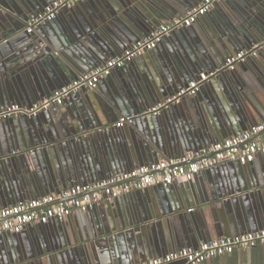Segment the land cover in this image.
I'll list each match as a JSON object with an SVG mask.
<instances>
[{
	"label": "water",
	"instance_id": "95a60500",
	"mask_svg": "<svg viewBox=\"0 0 264 264\" xmlns=\"http://www.w3.org/2000/svg\"><path fill=\"white\" fill-rule=\"evenodd\" d=\"M54 1L7 0L6 4L5 0H0V109L12 105L31 106L49 98L78 75L119 57L131 40L148 37L162 22L185 16L200 2L95 0L92 9L83 11L76 6L84 2L81 0L74 8L61 10L55 20L36 26L28 33L29 21ZM222 2L232 6L231 0ZM142 4L150 8L148 14H142ZM232 7L231 14H223L217 23L205 26L200 33L185 28L162 40L159 46L165 45L167 52L161 85L155 86L143 74L138 78L114 79L111 92L106 96L98 86L93 91L92 103L86 90L69 96L84 95L96 126L88 125L90 119L84 116L88 110L65 108V112H61L56 106L36 117L1 122L0 126L11 127L13 137L10 144L0 139V210L75 186H91L134 168L156 164L163 158L179 160L189 153L198 154L202 149L264 124V0H239ZM126 15L134 16L138 24L119 31L116 22ZM57 26L61 32L59 42L54 32ZM254 46H257L255 56L246 58L239 68L218 73L221 91L211 83L213 77L203 85L200 91H209L206 103L193 100L195 104L188 112L173 117H163L162 113L157 117L144 114L162 102L167 93L176 94L202 72L210 73L209 69L224 66L229 57ZM119 115L135 117L128 133L112 128ZM136 120L143 122L136 123ZM99 129L105 139L100 138L102 135L95 138ZM64 153L67 157L70 154L73 160L63 157ZM231 165L232 172L236 170L239 180L245 181L243 188L228 180L209 185L210 200L203 202L195 177L192 182L177 185V192L171 186H160L164 193L158 201L148 196L147 189L135 191L130 197L138 204L133 202L126 210L119 205L127 195L111 202L105 200L84 213L88 219L92 217L87 213L96 214L88 237L109 236L115 230L130 227L140 233L144 221L137 215V208H155L159 212L158 204L164 203L162 200L168 199L166 194L171 191L176 210L164 212L162 217L167 218L174 232L147 234L145 250L137 254L138 257L148 252L157 254V258L164 257L170 251L195 249L200 243L221 237L264 230V167L256 170L251 163ZM211 204H217L224 212L222 221L205 218L203 209ZM191 208H196L201 218L187 214L185 209ZM125 211L130 215H127L130 222L127 228ZM74 235L73 248L67 252L71 254L73 250L75 260L59 249L50 236L38 241L43 251L41 255L57 256V264H108L97 258L93 250L90 254L83 252V236ZM9 256V260L17 264H37L33 261L35 256L17 252Z\"/></svg>",
	"mask_w": 264,
	"mask_h": 264
},
{
	"label": "built area",
	"instance_id": "2783aa9c",
	"mask_svg": "<svg viewBox=\"0 0 264 264\" xmlns=\"http://www.w3.org/2000/svg\"><path fill=\"white\" fill-rule=\"evenodd\" d=\"M80 0H56L47 6L43 12L29 21L26 31L48 23L58 16L61 10L71 7ZM224 0H202L185 16L177 17L170 22L162 23L148 37L131 45L119 57L108 60L96 69L78 75L68 86L56 90L49 98L31 106L12 105L0 109V123L20 117H36L51 107H60L66 98L80 93L82 90L95 91L101 79L108 77L114 70L123 68L126 64L154 51L165 37L180 29L190 28L200 17L210 13L213 6ZM257 46L241 51L229 57L223 68L232 71L248 57L255 56ZM215 72L201 73L196 80L191 81L186 88L167 97L161 103L151 107L144 114L159 116L171 106L179 105L183 99L196 96L203 85ZM135 118L122 116L115 123L116 128L132 125ZM264 156V124L251 127L238 136L230 137L202 149L198 154H186L179 160H161L156 164L139 167L128 173H122L103 182L91 186H75L59 194H50L43 198L26 201L21 204L0 210V238L4 235L19 234L27 226L45 225L50 220H63L74 211L82 213L100 206L105 200L112 201L122 195L161 185L169 187L177 182H192L204 169L216 167L224 163H239L247 165L256 157ZM200 160L197 161L196 159ZM101 190V191H99ZM264 245V230L246 233L237 237L219 238L214 241L200 243L195 249L184 248L164 257L142 264H204L222 256H228L236 251L253 249Z\"/></svg>",
	"mask_w": 264,
	"mask_h": 264
},
{
	"label": "crops",
	"instance_id": "0c3cea01",
	"mask_svg": "<svg viewBox=\"0 0 264 264\" xmlns=\"http://www.w3.org/2000/svg\"><path fill=\"white\" fill-rule=\"evenodd\" d=\"M94 1L95 0H84L83 3L78 4L76 6L79 10L85 11L91 8V5L93 4ZM201 1L202 0H200L199 4L201 3ZM238 1L239 0H231L232 2L231 5L232 6L235 5ZM5 3L7 4V0H5ZM49 5L50 4H48L47 6ZM73 6H75V4ZM73 6L68 7V9L74 8ZM142 6H143L142 14H145V12L146 14H148L150 8L147 6V4H142ZM231 7H229L228 4L225 2L216 3V5H214L211 10L213 13L211 15L202 17V19H198L190 27V29L192 28L194 31H196V33H200V30L204 29L205 26L207 25L213 26L215 23H217L223 14H227V15L231 14L232 13ZM136 20L138 21V19ZM167 22H170V21H164L162 23H167ZM134 24L135 25L138 24L135 21V17L132 15H126V16H122V18H118L116 22V27L120 31L122 30V27L124 29H127L130 26H133L134 28L135 26ZM54 32L56 35V40H58V42L61 41V32L59 31L58 26H57V29H54ZM139 40L141 39L131 40V43L128 44L127 49L130 48L132 44H134L135 42ZM166 52L167 50H166L165 45H160V46L158 45L156 50L148 52L144 54L143 56L126 64L124 66V69L114 70L111 73L113 76L112 79L109 77H106L100 80L99 82L100 92H102L104 96L109 95L111 92V87L114 84V79L117 80V78L118 79L124 78V77L127 78L128 76L131 78L133 77L138 78V75L143 76V74H145L146 77L155 86L161 85L159 84L160 83L159 81L162 79L161 75L163 73V66H164V59H165ZM222 68L223 66L221 67L219 66V67L211 68L208 70L209 72L216 73L211 83L213 84L214 88L219 91H221V84L218 81L217 75L221 70H223ZM236 68H239V64L236 66ZM202 73H205V72H202ZM69 84H66L65 86H68ZM202 92L203 90L200 91L198 95L194 97V99L192 98L183 99L179 105L171 106L170 108L164 110L162 112L163 117H166V116L173 117V116H178V115L184 114L185 112H188L191 109L190 107L191 106L193 107L195 104L193 100H196V102L199 104L206 103V98L208 97L209 91L208 89H206V91H204L203 93ZM92 94L93 92H90V91H87V94H86L90 97L89 98L90 103H92V101L94 100L92 97ZM169 96L171 95L167 93L163 100H165ZM22 106H27V105H22ZM57 108H59L61 112H65L64 111L65 108L69 110H73V109L78 110L79 108H82V110H88L89 113L86 115L84 114L86 118L90 119L89 120L90 122L88 123V125H90V127L91 125L93 126L98 125L96 119L93 117L92 113H90L89 111L90 109L88 108V105L86 104L84 95L82 97L72 96V97L66 98L63 102V105ZM78 113L80 114V112ZM122 116L123 115H119L117 117L119 119ZM126 116L135 118L132 115H126ZM101 122L102 124H104V121H102V119H101ZM137 122H143V120H136V123ZM129 126L131 125H124L121 128H116L114 124L112 128L120 132H124L123 130H125V132L128 133L129 132L128 128H130ZM83 127L86 128V126L84 125ZM96 132L98 134L96 135L97 137L95 138L98 139L99 138L98 135H102V133H100V129L97 130ZM12 137L13 136L11 134L10 126L8 128H6V125L0 126L1 141L7 140L6 142L10 144V142L12 141ZM100 138L105 139V136L102 135ZM66 155L67 154L64 153L63 157H65ZM66 158L68 160L69 158L73 160L70 154L68 155V157L66 156ZM161 160H164V158ZM231 164L232 163H224L214 168L204 169L196 176L195 184L197 188L202 191L201 195H202L203 202H208L210 200L211 188L209 187V185L220 184V183H223L224 180H228L233 185L235 183L238 184L237 186L239 189L243 188L242 183H245V181L242 179L239 180L240 176L238 175L240 174L237 175L236 170H233L234 173L232 172L233 165ZM251 164L255 165L254 168L256 170H259L260 168H262V166L264 167V156L256 157V159ZM133 170H135V168ZM179 184L182 185V182H177L171 185L172 189H174L173 191L177 190V185ZM160 186L161 185H154L152 187L147 188L148 196L149 197L153 196L156 198V200L157 199L161 200L162 198L161 194L164 193L163 192L164 189L161 188ZM173 191H171L169 194H166L168 196L167 197L168 199L162 200L164 201V203L160 201V204H158L160 206L158 210L159 212H156L155 208L154 210H146V209L142 210L141 208H137V215L140 218H142V220L144 221L143 228L139 229L141 230L140 233L135 232L137 228L130 227V222L127 218V215H129V213L128 211H125L124 215H125V218H127L125 228L130 227L129 229L115 230V232L114 233L112 232L111 235L109 236H104V237L95 236V238L94 237L89 238L88 237L89 231H92L91 226L94 223L93 220L95 219L96 214L87 213L88 215L90 214L89 217H92L88 219L86 217L87 215H84V213L79 212V211H74L71 216L65 218L62 221L54 219V220H50L45 225L27 226L19 234L4 235L2 238H0V264H17V263L11 262L8 258L9 253L11 252L13 253L17 252L18 254L20 253L22 255L28 254V256L30 257L35 256L34 257L35 259L33 261H35V263L37 264H57V259H56L57 256L54 258L53 255H50V256L41 255L43 251L40 248L38 241L43 238L45 240L48 236H50L52 239L56 241V244L58 245L59 249L63 251L65 250L64 252L67 253V255L70 258L75 260L74 251L72 250V253H71L72 255H71L67 252V250L73 248V246L71 245L72 243L71 241L75 237L74 234L76 233L80 236H83L84 238L82 242L83 248H84L83 252L85 253L88 252V254H90L89 251L93 250V254L97 256V258H101L105 263H108V264H142V263H147L152 260H156L158 259L157 258L158 255L155 253L148 252V254L145 253L140 257H138L137 254L139 255L141 252H143V249L145 250V242H146L145 238H147V234L154 233V232L156 233L165 232L166 234L167 233L171 234L174 232V227L170 225L167 218L162 217V215H164V212H166L167 214V212L169 211L171 212L173 210H176V207H175L176 204L175 202H173V197H172ZM130 194L133 195L135 193L133 192L129 193V197H128V194H126L127 197H122V199L120 200L121 204L119 206L120 208L122 206L123 210H126V208H129L134 203L138 204V201L136 199L134 201L131 200L132 197H130L131 196ZM34 200H37V199H34ZM168 202H170V204H168ZM161 210H163V214H161ZM185 210L187 214H192L195 216V218H199V216L201 218V214L197 212L198 210L196 208H191L190 210L185 209ZM203 210H205L204 215H205V218H207V220L208 219L210 220L211 218L219 222V221H222L225 216L224 212L221 211L220 207L217 204H211ZM156 215H160L159 217L161 218H158V216ZM115 227L116 225L114 226V229H116ZM211 241H214V240H211ZM179 250H175L174 252H177ZM174 252L170 251V253H174ZM60 255L62 257V254ZM159 258H161V256ZM171 264H174V263H171ZM175 264H178V263H175ZM205 264H264V246H258L256 248L248 249V250L236 251L231 255L222 256L221 258L210 260L206 262Z\"/></svg>",
	"mask_w": 264,
	"mask_h": 264
},
{
	"label": "trees",
	"instance_id": "16d2710c",
	"mask_svg": "<svg viewBox=\"0 0 264 264\" xmlns=\"http://www.w3.org/2000/svg\"><path fill=\"white\" fill-rule=\"evenodd\" d=\"M260 246H264V245H260ZM256 247H258V246H256ZM256 247H255V248H256ZM219 258H221V257H219ZM204 264H205V263H204Z\"/></svg>",
	"mask_w": 264,
	"mask_h": 264
}]
</instances>
